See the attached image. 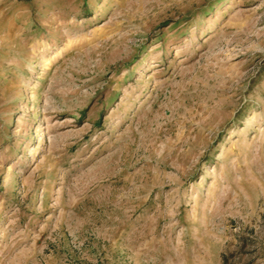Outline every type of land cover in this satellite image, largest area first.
<instances>
[{
	"label": "rangeland",
	"instance_id": "1",
	"mask_svg": "<svg viewBox=\"0 0 264 264\" xmlns=\"http://www.w3.org/2000/svg\"><path fill=\"white\" fill-rule=\"evenodd\" d=\"M0 264H264V0H0Z\"/></svg>",
	"mask_w": 264,
	"mask_h": 264
}]
</instances>
